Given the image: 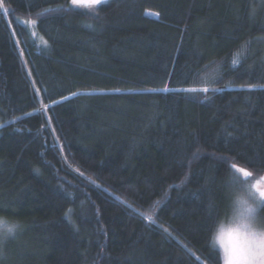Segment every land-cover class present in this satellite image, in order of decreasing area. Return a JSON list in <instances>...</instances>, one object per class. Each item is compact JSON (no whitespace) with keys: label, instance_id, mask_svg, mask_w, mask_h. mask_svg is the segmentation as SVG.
Returning a JSON list of instances; mask_svg holds the SVG:
<instances>
[{"label":"trees","instance_id":"16d2710c","mask_svg":"<svg viewBox=\"0 0 264 264\" xmlns=\"http://www.w3.org/2000/svg\"><path fill=\"white\" fill-rule=\"evenodd\" d=\"M0 3V264H218L230 166L264 171V0Z\"/></svg>","mask_w":264,"mask_h":264},{"label":"clouds","instance_id":"9594fccd","mask_svg":"<svg viewBox=\"0 0 264 264\" xmlns=\"http://www.w3.org/2000/svg\"><path fill=\"white\" fill-rule=\"evenodd\" d=\"M259 178L252 174L238 183L229 178L226 209L215 215L207 240L218 264H264V196L252 188ZM22 227L19 219L0 215V245Z\"/></svg>","mask_w":264,"mask_h":264},{"label":"snow or ice","instance_id":"6c2138e0","mask_svg":"<svg viewBox=\"0 0 264 264\" xmlns=\"http://www.w3.org/2000/svg\"><path fill=\"white\" fill-rule=\"evenodd\" d=\"M106 2V0H71V4L72 5H76V6H87L89 8H95L98 5H101L102 3ZM0 8H3V11L5 13H7L9 10L7 8H4L3 4L0 3ZM45 12H50V11H54L53 9H45ZM29 23H31L32 25H36L37 24V20H31L29 21ZM45 43H47V41H45ZM238 61L236 59L233 60V64L235 65ZM172 89L169 88H165L163 89V91H171ZM178 91H185V92H204L207 93L209 91L208 87H203L201 89H196V88H188V89H178ZM73 95H76L75 93H73ZM66 99V98H65ZM54 103H56L54 101ZM45 108L48 107V105L44 106ZM231 169L237 174L240 175V179H247L248 177H250L252 175V172H250L249 170H247L244 167H241L238 164H231ZM81 175H83V173H81ZM236 177L234 176L233 179H235ZM94 183V182H93ZM252 188L255 192H258L261 196H264V176H260L259 179H257L253 184H252ZM123 203H127L126 201H124ZM129 207H131V205H129ZM135 211V209H134ZM141 215L144 216V218L148 221H153V216L149 213H142ZM154 222V221H153Z\"/></svg>","mask_w":264,"mask_h":264},{"label":"rangeland","instance_id":"374dc122","mask_svg":"<svg viewBox=\"0 0 264 264\" xmlns=\"http://www.w3.org/2000/svg\"><path fill=\"white\" fill-rule=\"evenodd\" d=\"M70 4H71V0H70ZM72 5V4H71ZM74 6H76V5H74ZM242 174H240V176H241ZM255 175H258V176H264V171H262V172H260V173H257V174H255ZM236 178H235V180H237V183L239 182V179H237L238 177L237 176H235ZM261 215H263L262 213H261Z\"/></svg>","mask_w":264,"mask_h":264}]
</instances>
